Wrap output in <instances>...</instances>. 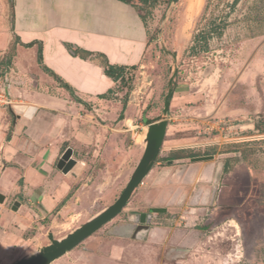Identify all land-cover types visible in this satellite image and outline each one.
Listing matches in <instances>:
<instances>
[{
	"label": "rangeland",
	"instance_id": "374dc122",
	"mask_svg": "<svg viewBox=\"0 0 264 264\" xmlns=\"http://www.w3.org/2000/svg\"><path fill=\"white\" fill-rule=\"evenodd\" d=\"M130 1L144 16L145 54L106 100L80 114L71 105L49 195L21 191L15 177L1 192L0 264L100 215L139 167L121 209L48 264H264V0H178L168 14L170 0ZM67 148L75 164L60 174ZM181 148L199 155L161 160ZM29 174L24 181H41ZM137 214H149L141 238L111 232Z\"/></svg>",
	"mask_w": 264,
	"mask_h": 264
},
{
	"label": "crops",
	"instance_id": "0c3cea01",
	"mask_svg": "<svg viewBox=\"0 0 264 264\" xmlns=\"http://www.w3.org/2000/svg\"><path fill=\"white\" fill-rule=\"evenodd\" d=\"M12 3L11 17L7 0H0V57L17 38L9 67L13 70L10 93L15 103L34 105L36 109L31 118L22 112L0 109V193L10 188L15 177L23 181L21 191L33 187L49 195L55 184H50L47 175L67 138L71 105L78 114L85 107L55 86L53 77L41 69L37 44L40 43L41 63L73 87L79 98L87 103L104 101L97 95L113 88L115 82L103 74L95 61L71 55L66 44L101 52L111 64L138 65L147 47V30L135 7L121 0ZM28 42L33 44L22 45ZM57 171L63 174L61 169ZM27 172L33 180L41 177V181H24ZM12 203L20 204L15 199Z\"/></svg>",
	"mask_w": 264,
	"mask_h": 264
},
{
	"label": "water",
	"instance_id": "95a60500",
	"mask_svg": "<svg viewBox=\"0 0 264 264\" xmlns=\"http://www.w3.org/2000/svg\"><path fill=\"white\" fill-rule=\"evenodd\" d=\"M178 0H170L167 14L169 13L170 9L173 7V5ZM7 80V78L5 79ZM172 76L170 77L168 84H171ZM171 95V88L168 89L167 94L165 95L164 103H163V109L162 112L166 114V111L168 109L169 105V98ZM36 107L34 105H21V104H15L12 108H10V112H22V115L26 118H31ZM165 125V121L163 120L161 122V128L159 130V136L161 132H163ZM70 155V149L67 148L62 153L61 158L59 159L57 163V167L61 169L63 173H66L74 164L75 159L69 156ZM146 154L144 155V157ZM141 161H144L142 159ZM142 164V162H141ZM147 168V167H146ZM145 167H139V170L136 173V176L134 177L133 181L126 187L123 194L120 196L119 199L115 201L113 205H111L108 209H106L104 212H102L97 217L93 218L91 221L84 224L82 227L78 228L75 232L70 234L68 237L58 240L52 238L51 235H49L50 238V244L44 246L39 253L36 255H33L26 259L18 260L12 264H48L50 261L64 253L67 249L72 248L75 246L79 241H81L84 237L88 236L90 233H92L96 228H98L101 224L106 222L108 219H110L113 215H115L121 207L124 205L126 197L129 193V191L138 184V182L141 180L142 176L146 172ZM219 171L216 173V177L218 176ZM4 195L0 193V203L3 202ZM139 221V222H138ZM149 221V214H145L144 216H141L140 220H138V214L135 216V219L131 223H118L115 224L112 227V231L115 230H128L127 234L124 235H131L132 238H141L148 230L149 226L146 222ZM138 223V224H137ZM129 233V234H128ZM176 251H181L180 249H176Z\"/></svg>",
	"mask_w": 264,
	"mask_h": 264
},
{
	"label": "trees",
	"instance_id": "16d2710c",
	"mask_svg": "<svg viewBox=\"0 0 264 264\" xmlns=\"http://www.w3.org/2000/svg\"><path fill=\"white\" fill-rule=\"evenodd\" d=\"M121 1H123L125 3H129L133 7H135L139 17L141 18V21L145 25L144 16L141 15V13L137 9V7L130 0H121ZM140 1L145 3L148 0H140ZM8 4H9L10 16L12 17V8H13L12 0H8ZM213 30L215 31L216 27L213 28ZM216 34L220 35V32H216ZM196 37H197V42L199 40L202 42L201 45H199V46L205 47L206 46V39H207L208 35L198 34V35H196ZM17 41H18L17 38H14L13 41L10 42L7 51L3 54L2 57H0V70H5V69H8L10 67L11 57L14 53L15 43ZM32 44H33L32 42L22 43V45L25 47H29ZM66 47L69 50L70 54L73 56H78L81 59H88V60L95 61L102 68L103 74L105 76H107L108 78H110L113 82H115V86H117L118 83L121 84L123 82L127 70L135 69V66H136V65L126 66V65H119V64H111L107 61V59L103 53L97 52V51L85 50V49H82L80 47L74 46L73 44L67 43ZM37 62L40 64V67L43 71H45L46 73H48L49 75H51L53 77V79L56 81V83L58 84L59 87L66 90V92L68 93V95L71 97V99L73 101L82 104L85 108L89 106L87 102H85L84 100H82L81 98H79L75 94L73 87H71L68 83L64 82L51 69H49L48 67H46L45 65H43L41 63L40 43L37 44ZM115 86L113 88L107 89L104 93L98 94L97 97L100 99H105V98L110 97L111 94H114V90L116 88ZM205 154H208V153H205ZM198 155L199 154L194 153L191 148H181V149H176V150L170 151V153L168 155H166L165 157H162L161 160L173 161V160H179V159H184V158H190L191 159V158L197 157ZM226 165H227V161H225L223 164L224 171H226Z\"/></svg>",
	"mask_w": 264,
	"mask_h": 264
},
{
	"label": "built area",
	"instance_id": "2783aa9c",
	"mask_svg": "<svg viewBox=\"0 0 264 264\" xmlns=\"http://www.w3.org/2000/svg\"><path fill=\"white\" fill-rule=\"evenodd\" d=\"M12 71L11 68L0 70V109L4 112L17 104L13 101L10 93ZM6 78L7 80H5Z\"/></svg>",
	"mask_w": 264,
	"mask_h": 264
},
{
	"label": "flooded vegetation",
	"instance_id": "af4514ba",
	"mask_svg": "<svg viewBox=\"0 0 264 264\" xmlns=\"http://www.w3.org/2000/svg\"><path fill=\"white\" fill-rule=\"evenodd\" d=\"M144 215H145V214H141V215L139 214V215H138V220H140L141 216H144ZM135 216H136V215H135ZM135 216L132 217L131 219H128L127 221H133V219H135ZM127 221H126V220H124V221H119V220H118V221H116V223H117V222H120V223H121V222H127ZM138 222H139V221H138ZM137 224H138V223H137Z\"/></svg>",
	"mask_w": 264,
	"mask_h": 264
}]
</instances>
